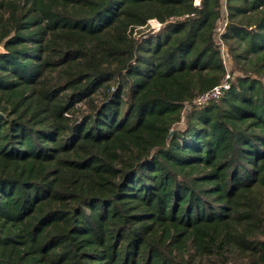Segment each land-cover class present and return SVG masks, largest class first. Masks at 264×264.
Returning <instances> with one entry per match:
<instances>
[{
	"label": "trees",
	"instance_id": "trees-1",
	"mask_svg": "<svg viewBox=\"0 0 264 264\" xmlns=\"http://www.w3.org/2000/svg\"><path fill=\"white\" fill-rule=\"evenodd\" d=\"M0 264H264V0H0Z\"/></svg>",
	"mask_w": 264,
	"mask_h": 264
},
{
	"label": "built area",
	"instance_id": "built-area-1",
	"mask_svg": "<svg viewBox=\"0 0 264 264\" xmlns=\"http://www.w3.org/2000/svg\"><path fill=\"white\" fill-rule=\"evenodd\" d=\"M201 0H196V3L199 4ZM154 21L150 22L151 27L158 31L161 27V24L158 28H155L153 26ZM230 88V78L229 75H226L224 80L213 89L209 90L208 92L198 96L196 100L194 101V105L198 107H204L207 106L213 102H217L222 98L224 93Z\"/></svg>",
	"mask_w": 264,
	"mask_h": 264
},
{
	"label": "bare ground",
	"instance_id": "bare-ground-1",
	"mask_svg": "<svg viewBox=\"0 0 264 264\" xmlns=\"http://www.w3.org/2000/svg\"><path fill=\"white\" fill-rule=\"evenodd\" d=\"M154 25H156V27L158 28L159 25H160V23H158L157 21H154L153 26H154Z\"/></svg>",
	"mask_w": 264,
	"mask_h": 264
},
{
	"label": "rangeland",
	"instance_id": "rangeland-1",
	"mask_svg": "<svg viewBox=\"0 0 264 264\" xmlns=\"http://www.w3.org/2000/svg\"><path fill=\"white\" fill-rule=\"evenodd\" d=\"M154 27L157 28L156 25H154Z\"/></svg>",
	"mask_w": 264,
	"mask_h": 264
}]
</instances>
